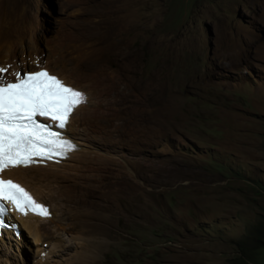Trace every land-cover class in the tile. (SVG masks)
I'll use <instances>...</instances> for the list:
<instances>
[{
    "label": "rangeland",
    "instance_id": "obj_1",
    "mask_svg": "<svg viewBox=\"0 0 264 264\" xmlns=\"http://www.w3.org/2000/svg\"><path fill=\"white\" fill-rule=\"evenodd\" d=\"M5 61L106 90L116 164L34 184L46 251L17 229L0 264H264V0H0Z\"/></svg>",
    "mask_w": 264,
    "mask_h": 264
},
{
    "label": "snow or ice",
    "instance_id": "obj_2",
    "mask_svg": "<svg viewBox=\"0 0 264 264\" xmlns=\"http://www.w3.org/2000/svg\"><path fill=\"white\" fill-rule=\"evenodd\" d=\"M10 67H0V216L12 205L23 215L31 211L47 218V206L3 173L75 150L55 129H66L74 110L86 103V94L39 64L37 71L13 72L12 80L4 75ZM5 226L0 220V227Z\"/></svg>",
    "mask_w": 264,
    "mask_h": 264
},
{
    "label": "bare ground",
    "instance_id": "obj_3",
    "mask_svg": "<svg viewBox=\"0 0 264 264\" xmlns=\"http://www.w3.org/2000/svg\"><path fill=\"white\" fill-rule=\"evenodd\" d=\"M8 43H9L8 47L12 48L13 42L10 41ZM104 50L110 52L109 51L110 50L109 45L105 46ZM104 50H103V52H104ZM112 54L115 56V60H117L116 53L112 51ZM89 62L90 63L88 65L85 64L83 67L84 70L87 72V74H90L89 72H98L99 70H101L102 66L99 63L91 62V61H89ZM5 63L6 64H4L0 67H7V62L5 61ZM42 67L47 68L50 73L57 75L60 79L65 81L67 84L72 85L76 89H78V90H80L86 94V103L78 106L74 110V113L71 116L70 122L68 123L66 129L63 130V135L65 136V138L69 139L75 145V150L67 152L65 158L60 159L56 162L45 163L44 165L38 164V165H31L29 167L12 168V169L6 170L3 173V177L5 179H8V178L13 179L15 182L24 186L34 196V198L37 201L44 203L42 200V197L40 198V196H39L41 194L37 193V191L39 189L37 190L33 186L40 179H43L48 174L58 175V177L55 178L56 180H58L59 182H62V183L66 182L68 180H72L73 184L71 185V188H73L76 192H81L82 190L85 189V183H83V182L88 177L87 172L92 169L90 165L98 164V165L102 166L101 167L102 169L106 168L104 166H106L108 164H114L115 163V159H114L115 154L110 153V152H108L104 156L102 154H100V152L98 150H101L103 148L99 145V143H97V141H95L94 135H93L95 129H97V127H99V124L102 123L106 117L110 118V123H111V120L113 119L112 116L114 115V113H110V114L106 113V110L107 111L109 110L105 106L106 105L105 102H107V100H108V98H107L108 95L106 96V94H108L107 91L103 90V88L95 87L94 86L95 84L93 86H87V87L82 85L83 87H81V85H80L81 82L77 81L78 82L77 83L76 81H74V79H71L69 76L62 74V72L60 73L56 70H53V68H50L48 66H42ZM37 70H39V68L34 69L32 71H37ZM15 71H19V69H17L16 67H13V69H11L10 72L13 75V72H15ZM27 72H29V71H27ZM127 73H128V71H127ZM4 75L6 76V73ZM109 103L110 102L108 101L107 104L109 105ZM110 106L113 108V106L111 104H110ZM110 106H108V107L110 108ZM160 114L162 115L163 113L160 112ZM111 125H113V123H111ZM116 158H117V156H116ZM43 168L45 170L47 169L48 171H46V172L44 171V175L42 176L41 175L42 172H39V171L43 170ZM127 173H129V172H127ZM87 184H88V182H87ZM39 192H40V190H39ZM68 192H72V190L68 189ZM89 192H90V190H89ZM45 205H47V204L45 203ZM51 210L52 209L49 208V212L51 213V215L48 216L47 218H42L41 216H33V215H28V214L27 215H19V214L13 213L11 211H10V215L7 217L8 220L15 223V225L17 226V229H20V230L22 228L25 229L29 233V236L33 238L34 243L36 244V246L39 247L38 252H37L38 257L42 252L46 251V248H44V247L40 248L39 245L41 243L44 244V242H46L45 239H49V240L51 239L50 238L51 235H49V233L47 232V228H48L47 222L51 223L54 221L53 220L54 215H53V212ZM59 220H61V219H59ZM93 227L97 231V230H100L104 226L98 222H94ZM99 232L100 231H97V233H99ZM102 233H103V231H101V233L98 235H102ZM105 234H106V232H105ZM105 234H103V235H105ZM6 238H9L11 241L12 240L18 241L19 237L17 238L15 236H13L12 232H10V231H5L2 233V236L0 237V246H1L2 242L5 243V245L7 244ZM20 239L21 238H19V241H20ZM19 241L16 244L19 245ZM49 245H51V242H49ZM11 246H12V244H11ZM93 248L95 249L96 247L93 246ZM9 250L14 251L13 248L9 249ZM18 250H19V247H18ZM0 251H4L2 247H0ZM53 251L54 250L51 248V250H49L48 253L49 254L51 252L53 253ZM46 258L48 259V256L47 257L45 256L44 259L42 260L43 262H45V264L47 263ZM85 258H87V257H85ZM39 260H36L34 262V264H44V263H42L41 259H39Z\"/></svg>",
    "mask_w": 264,
    "mask_h": 264
},
{
    "label": "clouds",
    "instance_id": "obj_4",
    "mask_svg": "<svg viewBox=\"0 0 264 264\" xmlns=\"http://www.w3.org/2000/svg\"><path fill=\"white\" fill-rule=\"evenodd\" d=\"M85 104V103H84ZM82 105V104H81ZM44 204V203H43ZM49 207V206H48Z\"/></svg>",
    "mask_w": 264,
    "mask_h": 264
}]
</instances>
